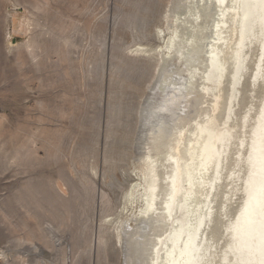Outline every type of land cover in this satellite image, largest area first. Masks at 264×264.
I'll list each match as a JSON object with an SVG mask.
<instances>
[{
    "label": "rangeland",
    "instance_id": "obj_1",
    "mask_svg": "<svg viewBox=\"0 0 264 264\" xmlns=\"http://www.w3.org/2000/svg\"><path fill=\"white\" fill-rule=\"evenodd\" d=\"M262 153L264 0H0V264H264Z\"/></svg>",
    "mask_w": 264,
    "mask_h": 264
},
{
    "label": "bare ground",
    "instance_id": "obj_2",
    "mask_svg": "<svg viewBox=\"0 0 264 264\" xmlns=\"http://www.w3.org/2000/svg\"><path fill=\"white\" fill-rule=\"evenodd\" d=\"M224 63V62H223ZM210 65V71H208L207 72V74H206V76H205V79L207 80V81H210V78L211 77H213L214 76V71H215V67H214V62H211V64H209ZM217 65V64H216ZM223 66V65H222ZM221 67V66H220ZM224 71H225V66H223L222 68H221V70L219 71L220 72V76L219 77H222L223 76V74H224ZM216 72V71H215ZM217 74V73H216ZM222 80V79H221ZM219 82V81H218ZM221 83V82H220ZM218 85H221V84H218ZM218 101V100H217ZM215 103V102H214ZM210 122V121H209ZM206 124V123H205ZM204 125V124H203ZM198 126V125H197ZM202 126V125H201ZM199 127V126H198ZM205 127V126H204ZM200 129V128H199ZM219 127H217V124L215 123V117L214 118H212L211 119V122L207 125V127L204 129V130H206V131H217V132H219ZM220 130H222V129H220ZM224 130H227V128H225ZM229 130V129H228ZM262 130V129H261ZM195 131H196V129H195ZM200 131V130H199ZM223 131V130H222ZM222 131H221V133H222ZM230 132V131H229ZM204 133H206V132H204ZM199 134V133H198ZM197 134V135H198ZM212 134V133H211ZM219 133H217V135H218ZM227 134H228V132H227ZM200 135V134H199ZM220 135V134H219ZM229 135V134H228ZM205 136H207V135H205ZM204 136V137H205ZM213 136V135H212ZM221 136V135H220ZM216 136H214V138H215ZM222 137H223V135H222ZM225 138H226V136H225ZM224 138V139H225ZM180 139V138H179ZM178 139V140H179ZM219 139H220V137H219ZM196 140V139H195ZM195 140H194V142H195ZM207 141V140H206ZM200 142H202L201 141V139H200ZM218 142V141H217ZM220 143V142H219ZM179 145V144H178ZM181 145V144H180ZM191 145V144H190ZM195 145V144H194ZM214 146H215V143H214ZM179 147V146H178ZM189 147H191V146H189ZM216 147V146H215ZM192 148H194L193 146H192ZM197 148L198 147H196V150H197ZM179 149V148H178ZM208 149V151L210 152V150H209V148H207ZM212 149V148H211ZM189 150V149H188ZM215 150H216V148H215ZM214 150V151H215ZM187 151V150H186ZM186 151H184V152H186ZM190 151V150H189ZM180 152H182L181 150H180ZM184 152H182L183 154H184ZM194 152V151H193ZM202 152H204V151H202ZM259 152V151H258ZM188 153V152H187ZM215 153V152H214ZM213 153V154H214ZM181 154V153H180ZM179 153H178V156L180 155ZM182 154V155H183ZM195 154V153H194ZM216 154V153H215ZM189 155H191V151H190V154ZM181 156V155H180ZM192 156V155H191ZM185 157V156H184ZM187 157H188V154H187ZM191 158V157H190ZM172 158H170V160H171ZM174 159H175V157L173 158V161H174ZM183 159V158H182ZM205 159H206V157H205ZM213 159V158H212ZM261 159L262 160H264V153H262V157H261ZM178 160V159H177ZM176 160V161H177ZM206 161V160H205ZM213 161V160H212ZM171 162V161H170ZM179 162V161H178ZM210 163V162H209ZM181 163L179 162V165H180ZM182 165H184V164H182ZM182 165H181V167H182ZM209 165V164H208ZM187 166V165H186ZM188 168H189V166H187ZM177 168H178V173L175 171V173L177 174V176H175V177H177V179L175 180V182H176V185H175V187L173 188L174 189V193H172V195H171V198H170V201L168 202V204L166 205V208H165V212H164V214H162V216H164V218L166 219V218H168V219H166L165 221H167V220H170L171 221V226L173 227L174 226V224L175 223H178L179 225V228H177V231H178V233L180 232V234L179 235H181V233L188 227L187 226V224L188 225H190V224H192L191 223V220L189 221L190 223H188V219H190L189 218V216L187 215V212H185L184 211V209L183 208H181V209H179L178 210V205H177V203L179 202V198H180V196H182L181 195V193H180V184H181V181H180V178H181V174L183 175V173H184V171L185 170H188V169H180V170H182V172L183 173H181V171L179 170V167L177 166ZM205 168V167H204ZM206 170V169H205ZM146 173V172H145ZM180 176V177H179ZM172 179V178H171ZM173 180V181H174ZM156 181H157V177H156V174H155V171H154V168H153V166L152 165H148L147 166V173H146V176H145V184H146V187H145V190H146V194H145V199H144V202H145V208H144V210H143V207H142V210H141V212H140V220L141 221H139V223L141 222V223H143V217L145 218L147 215H151V214H155V213H159L160 211V209L158 210L157 208H156V205H155V203H156V197H158V196H156V194H155V183H156ZM173 183V182H172ZM180 183V184H179ZM172 185V184H171ZM182 185V184H181ZM170 186V185H169ZM190 188V187H189ZM173 191V190H172ZM185 191V190H184ZM165 192V191H164ZM129 193H131V192H129ZM169 193H170V191H169ZM161 194V193H160ZM186 194H187V192H186ZM189 194V193H188ZM165 195V194H164ZM170 195H168V196H170ZM184 196V195H183ZM127 199H129L131 196H130V194H127ZM160 197V196H159ZM159 199V198H158ZM169 200V199H168ZM157 202H159V201H157ZM163 202V201H162ZM166 203H167V201H166ZM165 203V204H166ZM199 203V202H198ZM179 204V203H178ZM158 206V205H157ZM159 206H161V205H159ZM158 206V207H159ZM184 206H186V205H184ZM180 208V207H179ZM155 209L158 211V212H155ZM177 210L180 212V215L178 216V217H176V219L174 218V216H175V214H176V212H177ZM186 210V209H185ZM164 211V210H163ZM189 211H191V210H189ZM195 211V210H194ZM190 214V213H189ZM204 214V213H203ZM204 215H206V214H204ZM157 216H159V215H157ZM191 216V215H190ZM197 216V215H196ZM151 217V216H150ZM188 217V218H187ZM192 218V217H191ZM195 218V217H194ZM149 219V218H148ZM153 219V218H152ZM197 219V218H196ZM138 220V219H137ZM207 220V219H206ZM156 222V221H155ZM158 222V221H157ZM164 222V221H163ZM169 221H167V223H168ZM193 222V221H192ZM197 223H200V222H198L197 221ZM239 224H240V222H239ZM142 225V224H141ZM167 225H169V224H167ZM193 233H195V231L196 230H198L197 229V227H196V224H194L193 223ZM242 225V224H241ZM170 226V225H169ZM177 226V225H176ZM143 227V226H142ZM171 227V228H172ZM146 228V227H145ZM118 229V228H117ZM188 229H189V227H188ZM200 229V228H199ZM126 230V229H125ZM128 230V229H127ZM127 230H126V232H127ZM187 230V229H186ZM172 231V229H170L169 230V232L167 233V235L165 236V238L163 239V240H159L157 243H156V246H155V249H154V253H153V258H154V262H153V264H161V262H162V258H165V257H163L164 256V254L165 253H163L167 248H168V245H169V242L174 238L175 239V235H177V234H175V233H173V232H171ZM188 231V230H187ZM121 233L122 232H118V234H117V238H118V243L121 245L122 244V242L124 243L125 242V240L123 241V235H122V238H121ZM177 233V232H176ZM126 235V234H125ZM183 235V234H182ZM187 235V234H186ZM188 236V235H187ZM190 236V235H189ZM199 236V235H198ZM182 237V236H181ZM124 238H125V236H124ZM127 238V237H126ZM125 238V239H126ZM195 238H196V234H195ZM195 238H193V239H195ZM177 239H178V237H177ZM128 240V239H127ZM198 240V239H197ZM196 240V241H197ZM180 241V240H179ZM188 241V240H187ZM186 241V242H187ZM191 241V240H190ZM193 241V240H192ZM173 242V241H172ZM126 243H127V241H126ZM137 243V242H136ZM184 243V242H183ZM189 242H187V244H188ZM194 243V242H193ZM125 244V243H124ZM173 245H176V243L175 244H173ZM186 245V244H185ZM192 245V243L190 242L189 243V247ZM123 246V245H122ZM184 246V245H183ZM125 247V246H124ZM159 247V248H158ZM188 247V248H189ZM124 249V248H123ZM169 249V248H168ZM191 249V248H190ZM189 250V249H188ZM173 251V250H172ZM179 251V250H178ZM177 251V252H178ZM183 251V250H182ZM181 251V252H182ZM185 251V250H184ZM167 252H168V250H167ZM180 252V253H181ZM188 252V251H187ZM174 253V252H173ZM186 253V252H185ZM189 255H191L190 253H189ZM181 258V257H180ZM184 258V257H183ZM190 258V257H189ZM168 259H170V258H168ZM176 259H177V257H176ZM182 259V258H181ZM172 260V259H171ZM191 260V259H190ZM176 261V260H175ZM181 262V261H180ZM168 263V262H167ZM187 263H189V262H187ZM151 264H152V262H151ZM166 264V263H165ZM177 264V263H176ZM186 264V263H185Z\"/></svg>",
    "mask_w": 264,
    "mask_h": 264
}]
</instances>
